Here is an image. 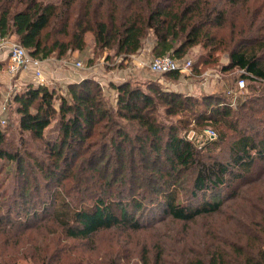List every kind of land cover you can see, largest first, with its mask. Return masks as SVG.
<instances>
[{"label":"trees","instance_id":"16d2710c","mask_svg":"<svg viewBox=\"0 0 264 264\" xmlns=\"http://www.w3.org/2000/svg\"><path fill=\"white\" fill-rule=\"evenodd\" d=\"M86 34L92 35L94 53L110 51L124 58L148 44L152 57L168 55L176 60L195 46L228 47L224 71L239 69L240 80L264 81V61L257 55L264 50V0H0V37L14 36L32 59L81 53ZM179 74L162 75L175 80ZM112 88L117 92L115 116L135 124L133 136L112 120L111 110L100 99V87L88 79L69 84L70 100H60L61 138L48 145L49 156L55 166L67 160L66 176L74 179L71 195L76 197L66 196L74 203L59 201L52 215L68 238L86 240L117 229L140 231L145 201L157 205L161 217L175 222L217 215L224 204L238 197L236 182L244 181L257 163L264 166V137L256 140L247 133L248 127L238 128L237 120L232 123L234 102L208 96L197 109L193 99L159 91L151 83L146 90L129 83ZM53 93L30 84L13 96L20 130L34 139L45 140L44 131L54 114ZM37 99L49 115H39L36 107L32 111ZM160 103L168 116L188 113L183 124L222 125L234 131L237 137L229 146V163L205 161L190 142L178 137L175 128L157 122L154 113ZM223 137L220 132L219 140ZM3 142L0 131V160H16L19 165L20 157L4 150ZM89 149L95 150L90 162L72 171L71 159L78 150ZM191 169L189 196L187 202L181 201L180 174ZM48 174L52 178V172ZM228 186L231 194L220 197ZM249 224L254 228L206 245L203 255L195 254L182 264H264V216ZM147 254L143 248L141 264H148ZM161 256L158 253L155 259Z\"/></svg>","mask_w":264,"mask_h":264},{"label":"rangeland","instance_id":"374dc122","mask_svg":"<svg viewBox=\"0 0 264 264\" xmlns=\"http://www.w3.org/2000/svg\"><path fill=\"white\" fill-rule=\"evenodd\" d=\"M222 33L228 32L223 30ZM5 38L17 42L14 36ZM93 46L92 35L86 34L85 49L69 60L74 72L81 75L78 82L71 84H78L84 79L96 83L101 89L103 107L111 110L112 120L124 127L129 135L135 134V124L124 122L115 116L117 92L112 87L122 83H129L131 87L143 90H146L147 83H151L159 91L193 99L198 103L197 109L205 105V97L225 98V101L234 102L232 123L237 120L238 128L248 127L245 128L247 133L256 140L264 137V81L260 84L258 81L243 80V86L239 87L237 83L242 71L223 70L228 64V47L222 46L217 50L193 47L185 56L192 62L193 68L187 73H180L179 78L174 80L166 75L152 74L143 68H137V60L148 61L153 58L150 51L145 50V57L142 58L135 57L138 53L124 58L122 55L114 56L110 51L94 53ZM257 55L264 61V50L257 52ZM77 62L81 63V68L75 66ZM5 66L6 63L0 64V108L6 107L3 113L0 111V131L4 135L2 147L12 155H18L20 159L19 165L16 160H0V264H141L143 248L148 253V264H182L184 259L195 254L203 255L206 245L218 240L228 241L231 234L254 228V225L249 224L250 221L264 216V166L257 163L244 181L236 182L238 197L224 204L222 212L217 215L189 223L175 222L161 217L157 205L145 201V209L140 215L144 229L140 231L117 229L99 232L86 240L68 238L54 221L52 211L60 207L61 200L74 203L67 197H76L71 195L76 185L74 179H70L71 174L66 176L67 160L62 164L59 160L58 166H55L53 157L49 156L48 145L59 142L61 138L59 105L61 98L70 100L69 84H58L48 79L46 84L41 85L54 92V114L44 131L45 140H37L28 132L20 130L19 116L12 101L16 93L26 88L23 82L26 79L20 83L17 75L3 77L1 73L4 74ZM43 70L45 71L42 68ZM32 83V86H37L34 80ZM228 91L236 93V100L228 97ZM34 107L38 109L39 115H49L40 99L34 102L32 111ZM154 117L166 128H175L178 137L190 142L205 161L216 159L229 163V146L237 136L228 127L183 124L190 117L188 113L168 116L161 103L157 104ZM101 126L102 124L98 129ZM108 126L109 124L106 127ZM210 130L214 132L213 138L207 135ZM220 132L224 135L221 140ZM215 142L218 143L214 144ZM98 147L93 149L100 150ZM93 149H84L82 152L78 150L77 156L71 159L72 165L69 168L76 173L80 164L89 163L95 151ZM48 171L52 172V178H49L51 176ZM193 175V169L180 174L181 201L188 199ZM228 187H225L228 192L225 193L224 190L220 197L231 194L230 186ZM158 253L162 255L161 260L155 259Z\"/></svg>","mask_w":264,"mask_h":264},{"label":"built area","instance_id":"2783aa9c","mask_svg":"<svg viewBox=\"0 0 264 264\" xmlns=\"http://www.w3.org/2000/svg\"><path fill=\"white\" fill-rule=\"evenodd\" d=\"M0 49L5 52L6 66L5 72L8 77L19 76L22 73H31L37 85L46 84V79L43 77L41 61L29 57L28 52L16 41H8L5 37H0ZM77 68H81V63L75 64ZM137 68H143L152 74H166L172 72L187 73L192 68V62L189 59L183 58L176 60L168 55L162 57H153L148 61L137 60ZM238 86L242 87L243 80L238 81ZM227 95L230 99H236V93L228 91ZM6 110L5 106L0 108L3 113ZM3 122V121H2ZM210 138L214 137L212 130L207 132Z\"/></svg>","mask_w":264,"mask_h":264},{"label":"crops","instance_id":"0c3cea01","mask_svg":"<svg viewBox=\"0 0 264 264\" xmlns=\"http://www.w3.org/2000/svg\"><path fill=\"white\" fill-rule=\"evenodd\" d=\"M145 47H147V49H142L141 51L138 52V54L135 57L137 58L145 57L144 54L145 50L149 52L151 46L148 44ZM75 52H72L63 58H57L52 56L51 58H47L46 60L41 61V66L43 69H45V71L43 70V77L46 79V81H48L49 79V81L51 82L58 84H66V85L78 82L79 81L78 79L80 78L81 75L75 73L71 65L69 64L70 63L69 60L78 56V52L77 53ZM139 60H143V59H139ZM1 63L4 64L6 63V55L5 52L0 49V64ZM2 67H0V69H2ZM1 75H3V77H8L5 72V69H4V74L1 73ZM24 79H26V81H23ZM5 80H7V78H5ZM18 80L20 81V83L22 80L26 85H28L31 84L34 79L32 78L31 73L28 72V73L20 74L18 76Z\"/></svg>","mask_w":264,"mask_h":264}]
</instances>
